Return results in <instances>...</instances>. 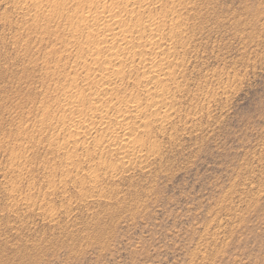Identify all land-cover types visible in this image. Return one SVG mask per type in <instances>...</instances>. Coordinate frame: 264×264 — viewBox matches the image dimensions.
Segmentation results:
<instances>
[{
    "label": "rangeland",
    "instance_id": "rangeland-1",
    "mask_svg": "<svg viewBox=\"0 0 264 264\" xmlns=\"http://www.w3.org/2000/svg\"><path fill=\"white\" fill-rule=\"evenodd\" d=\"M130 98L150 121L126 160L113 113L84 122ZM0 264H264V0H0Z\"/></svg>",
    "mask_w": 264,
    "mask_h": 264
},
{
    "label": "bare ground",
    "instance_id": "bare-ground-1",
    "mask_svg": "<svg viewBox=\"0 0 264 264\" xmlns=\"http://www.w3.org/2000/svg\"><path fill=\"white\" fill-rule=\"evenodd\" d=\"M138 1L139 0H128V2H138ZM116 11H117V9L115 10V7L108 6L106 8V10L103 11V13L105 12V15L101 18V21L103 23L102 25H104V23H108V22L111 21L113 26H117L119 24V21H115L117 19L113 18V17H116V15H117ZM106 12L108 13V15H106ZM154 25H155V23L153 22V20H148L147 21V26L148 27H153ZM136 26L138 27L137 24H136ZM77 27H79V29H81V30H84V28H85V26L82 25V24L76 26L75 29L78 30ZM86 29H88L87 30L88 34H91L92 36L100 37L101 43L107 44V49H109V50H112L113 47L115 48V45H117L116 46L117 50L122 52V53L124 51H129L130 48H131V47H129L130 40H128L127 36L123 33L124 32L123 30H121L123 32H121V31L119 32L118 31L117 33L115 32V34L113 35L112 33L111 34H100L99 31L95 30L96 28L95 29H90V28L86 27ZM146 44L149 45V50L148 51H149L150 56H153V57H150L149 59H146V60H144L141 63V68L143 69L144 78H145V81L143 82L144 85L142 84V87L145 88V92L150 97L151 103L148 105V107L149 108H154V109L157 110L156 111V116H157V118L159 117V119H156L155 121H161L160 123H163L162 122L163 118L164 117H168L169 118L172 109H170L171 107H169V106H167V105H165L163 103L154 102L153 101V97H152L151 94H156L157 95V93H158L157 89H159L161 91H164V90L159 88V87H161L160 84H153L154 87L152 89L151 88H147L146 85H147L148 80L151 81L152 78H158L159 80H161L160 77L161 76H167L168 73H165L164 67L162 65H160L159 63H157V60H156V56L160 52V48H161L160 44H158L157 41L155 42V40L149 41ZM126 59H127L126 57H122V58L115 57V58H113V60L110 59L109 63L112 64L111 65V66H113L112 68H115L119 64L121 65L122 63L126 62ZM96 61H98V62H96V64L101 63V62H99V60H96ZM107 72H109L108 69H107ZM118 73L121 74V70L116 68L115 70L112 71V74H108V73L107 74H100L99 75L100 81L102 83H109L112 80V79H110V75H117ZM95 94H94V96H95ZM99 95H102V94L99 93ZM99 95L97 93L96 97L99 98ZM69 99H71V98H69ZM126 101H127V106L124 107V108L118 107V108H113V109L105 110V111H102V110H99V109H95L94 111H92L89 114H87V113L83 112V110H81V108L79 107L80 109H77L78 111L76 112V114H78L81 119L84 117L85 114H87L88 115L87 116L88 120L86 121V119L84 118L85 119L84 123H88V125H90V126H92V125L94 126L96 124H98L99 126H102V125H104V124H106L107 122L110 121V118H111L110 114L113 113V115L116 116L115 118H118L117 119L118 120L117 129L119 131L118 130L114 131L113 129H112L113 131H111V130H110V132L108 131L107 135L109 137L108 141H110L109 145L112 147L111 150L113 152H115L117 155H120L119 157H121V159H126L127 160V158H129L132 155V150L134 152L135 149H137L136 147L141 143V142L139 143V139L137 140L136 137H133V135L130 132V129L132 130V127L134 125H136V124H139V125L141 124L143 126L146 125L147 124L146 123L147 119L146 120L144 119V111H145L144 108H140V105L129 106L130 103L134 102V100L132 98L127 99ZM159 103L161 104V107H160V105H158ZM129 107H130L131 110H128ZM148 107L146 106L145 108H148ZM82 113L84 115L81 117ZM73 116H75V115H73ZM78 119L79 118H77V120ZM147 121H150V120H147ZM153 121L154 120H152V122ZM164 122H165V120H164ZM79 123H80V121L77 123L75 120L70 122V125L69 126L67 125L68 126L67 127L68 128L67 132H69V131L72 132V131L78 129L80 127ZM84 123L81 126V129H87V125H84ZM149 123H151V122H148L147 126H149ZM139 127H141V126H139ZM162 127H164V126H162ZM68 135H69V133H68ZM71 136H73V135L71 134ZM141 145H143V144H141ZM143 148H144V146H143ZM141 153H142V151H141ZM138 154H140L139 150H138V153L135 154L136 156H133V157L134 158L137 157ZM141 155L142 154H140V156ZM129 159L132 160V156Z\"/></svg>",
    "mask_w": 264,
    "mask_h": 264
}]
</instances>
